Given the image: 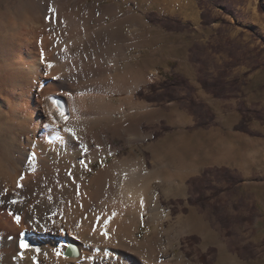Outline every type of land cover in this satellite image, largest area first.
<instances>
[{
  "label": "rangeland",
  "instance_id": "rangeland-1",
  "mask_svg": "<svg viewBox=\"0 0 264 264\" xmlns=\"http://www.w3.org/2000/svg\"><path fill=\"white\" fill-rule=\"evenodd\" d=\"M60 2H68V11L65 17L68 16L70 19L76 20L83 32L72 35L71 32H66L63 29L67 25V19L58 14V7L55 5L57 3L56 0H0V29L2 30L0 31V48L3 46L7 51L11 49L10 43L5 38L14 29L11 27H14L13 25H15L16 21L19 23L23 20L22 17L41 18L42 21L53 24L45 30L43 35V38H48V44L45 45L46 52L49 55L54 52H79L81 61L85 65L84 70L86 73V75H82L81 68H77L73 75L74 85L72 87L67 85L64 90L55 91V100L59 107L62 106L67 109V103L65 102L64 104V99L67 98L68 94H72L77 98L103 95L107 97L108 101L121 106L113 114V116H116L113 118L126 120L129 115H133V119L135 118L133 129L131 130L121 129L118 132L110 129L107 131L106 138L109 141L107 147L110 152L105 153L90 165L84 175V179L87 182L100 169L130 156H133L134 159L143 156L148 170L154 168L155 156L159 162L161 160V164L163 162V166L169 163L170 167L166 168L162 173L165 176H177L178 169L182 168L183 171V168H185L184 162L187 160L183 161V157L172 158L169 151L170 145L165 143L167 139L170 142L180 138V135L177 134H180L182 128L178 125L176 119L179 114L177 112L174 113L173 108L176 106L170 105L180 104L179 100L148 101V105L142 102L146 107L137 109L135 106L142 99L137 95L140 89L144 90L145 88L151 91V84L159 85L169 73L174 72L179 66H184L185 63L189 64V66L198 65L199 69L203 68L205 72L213 74L223 70L228 61L239 57L238 64L234 67L244 66L246 69L250 68L244 74L243 80L234 78L236 80L235 83L234 79L225 80L234 69V67H230L228 68L227 76L222 79L232 83L231 86L227 87L219 97L210 92L215 97L228 98L248 87L245 78L260 68L261 65H264V0H226L227 11L220 6H214L211 3L205 4V2L202 3L199 0H61ZM203 8L210 10L212 16H216L218 20L209 25H203L201 17ZM167 18L169 23L163 21ZM2 21L5 22V26ZM181 23H188V25L179 30L168 29V27H174ZM108 25L115 26L119 35L112 37L110 26L108 27ZM108 49L109 52L105 55L106 58H103ZM112 56L118 58L121 66L120 72L124 74V68L128 65H133V81L139 80L137 89L133 94H129L124 90V86L119 81L120 78H117L115 72L111 71L113 69ZM199 57L204 58L205 65L203 67L199 62L193 61V59ZM98 60H101L103 66L101 70L92 65ZM150 68L152 69L150 70ZM73 71H75V67ZM154 75H156L155 78L153 77ZM257 77L256 80L264 79V73ZM187 81L193 86L194 91L190 92L188 88H179L175 96L189 94L193 98L196 97L195 86L191 84L190 80ZM6 83L10 85V80H6ZM34 84L36 86V83ZM39 87L35 88L38 90ZM131 97H133V107H131L130 103L125 102V98ZM45 101L44 99L43 103H46ZM195 101L197 103L201 102H198L197 99ZM201 103H203L204 109L205 103L203 101ZM44 107L42 104V109ZM180 107L193 115L183 103L180 104ZM0 109L1 120L5 121L3 123L9 124L3 113L4 108L0 106ZM149 112L150 114H148ZM246 113L258 120H264V112L261 110L251 109ZM246 113H243V118L246 117ZM194 117L197 122L196 116ZM207 118L208 116H205L198 127H193L194 124L187 128L186 130L189 131V134L183 132L186 137L182 138V141L179 140L172 147L183 149L184 151L182 152L187 156L189 150L199 148L200 144L206 143V145L214 146L215 139L214 137L210 139V135L205 136V138L199 134L196 137H194L195 135L191 136V134L196 133L200 129H209L210 122ZM213 120L212 118L210 121ZM7 124H5L6 128ZM1 127L0 195H3L5 192L4 186L9 183V179L7 177L4 178L1 172L4 167H10V163H13L16 159V147L12 139L9 140L7 138L6 130L10 127L8 126L9 128L5 129L0 123V129ZM166 127H171V130H165ZM155 133H160L161 136L155 137ZM192 137H194L195 142L198 141L196 142L197 144L195 143L197 146L190 147L188 145L184 148L185 144L193 142ZM100 147L105 149L106 146L101 145ZM49 150L50 167L52 164H57L60 166L59 169H61L69 165L70 160L68 162V160L65 161L60 157L63 150H60L59 155L54 154V148ZM174 162H176L175 165ZM207 169H210V173L203 175ZM223 169H226V167H207L201 176L189 178H194L195 180L189 184V195L191 197L189 196L188 199L190 198L191 202L189 201V203L191 205H197L196 199L200 195L199 192H201V197H203L213 191L208 195L211 198L210 200L218 199L213 203L209 201L205 206L201 203L202 206L199 207L198 211L203 217L197 216L195 212H188V209L182 211L177 205L183 201L168 197L164 190L167 186H165V182L161 179L152 180L151 185L154 186L153 188L157 192L160 211L158 210V214L146 210L139 213V227L136 230V234L139 241L147 242L149 245L153 244V246L151 248L150 246H144L141 250L133 251L131 260L129 259L130 255L129 257L127 256L128 258H122L127 252L124 247L110 245L116 250V260H106L99 255L91 257L86 255L92 260L90 264H142L143 262V264H234L232 255L235 256L236 253L239 256L246 255L248 248L254 243L263 244L264 186L257 187V191H252V188L243 190L227 189L217 194L215 192L216 188L223 189L228 187V182L223 179ZM183 175H185L184 171ZM253 180L260 182L256 179ZM182 182L184 185L183 190H185L188 183L185 184L183 180ZM251 184L255 183L251 180ZM175 185L178 184L170 186L169 182L167 187ZM235 185L237 186V182H235ZM235 185L234 188H236ZM183 190L182 192H184ZM182 192L177 195L182 194ZM116 195L111 194L109 196L106 194L105 207L101 211L109 212L107 211L109 210L108 207ZM257 202L260 204V211L259 208L257 209ZM96 205L91 207L90 213L95 212L99 208V204ZM251 205L253 206L251 207L252 210L250 209L249 214H245L247 207ZM116 211L121 218L127 215V212L120 206ZM17 216H22V213L17 214ZM223 216H226L229 225L225 226ZM247 217L252 220L244 221ZM30 219L33 222L27 223L26 229L24 227L19 231L18 241L20 243L23 236L28 237L30 236L29 234L33 233L35 234L34 237H29L31 243L41 247L40 241L42 240L39 237L54 232L57 224L53 219L46 221L47 217L44 218L43 215L39 214L30 217ZM189 222H193V227ZM157 230H161L159 239L154 235ZM6 231L0 227V264H14L11 251L5 250ZM208 232L210 233L209 239L207 238ZM38 235L40 236L38 237ZM243 243L245 244L242 246ZM18 246L20 248L21 245L18 244ZM84 247L88 249L86 246ZM211 248L215 249L214 252L209 251ZM63 249L64 247L61 251ZM123 249L125 253H122V251L124 252ZM31 253V256L43 254L42 250L40 253ZM16 255L22 259L27 258L20 251ZM252 257H257V254L252 255ZM259 259L261 257L258 256V259H248L246 262L248 264H261L262 260ZM129 260L131 262H128ZM33 262L35 264H47L43 258L34 259Z\"/></svg>",
  "mask_w": 264,
  "mask_h": 264
},
{
  "label": "bare ground",
  "instance_id": "bare-ground-1",
  "mask_svg": "<svg viewBox=\"0 0 264 264\" xmlns=\"http://www.w3.org/2000/svg\"><path fill=\"white\" fill-rule=\"evenodd\" d=\"M56 1L58 14L67 19V25L63 29L71 32L72 35L83 32L76 20L65 17L69 1L66 3L60 2L61 0ZM22 19L20 18L19 23L16 21L17 24L14 22V27H11L14 29L10 28L12 31L5 38L10 43L11 49L7 51L3 46L0 48V106L4 108L3 113L9 124L3 123L5 121L1 118L0 123L5 129L11 128L6 130L7 138L12 139L16 147V159L10 163V167H4L1 172L4 178L9 179V183L4 186V194L0 195V227L4 231L7 230L5 250L11 251L14 264H35L33 260L38 258H43L47 264H90L92 260L86 255L90 257L99 255L106 260H116V250L110 245H117L124 247L127 251L125 253L123 249L122 253L126 256L121 257L128 258L130 255L129 259L132 260L133 251L141 250L144 246H150V248L153 246V244L139 241L136 234L139 227V213L146 210L158 214V210L160 211L158 195L151 181L161 179L165 182V186H169V182L170 186L178 184L164 188L168 196L177 195L184 187L182 180L185 178L183 175L185 169L183 168L182 171V168H179L177 176H165L162 173L170 167L169 163L163 166V162L161 164V160L159 162L154 155V168L148 170L143 156L137 159L130 156L100 169L87 182L84 175L90 165L105 153L110 152L107 147L109 142L106 138L107 131L110 129L118 132L121 129L131 130L135 118L133 119V115L126 117V120L113 118L115 116L113 114L121 106L108 101L103 95L77 98L68 94L64 99L67 109L59 107L55 100V91L64 90L67 85L70 87L74 85L73 75L77 68H81V74L86 75L81 55L79 52L71 53L70 51L54 52L49 55L45 46L48 44V38H43V35L45 30L53 24L44 22L41 18L35 19L29 16ZM2 24L4 25L5 22L2 21ZM109 29L112 37L119 35L115 26H110ZM108 52L109 49L103 58ZM101 60L92 63L93 67L101 70L103 67ZM111 61L113 65L111 71L120 78L119 81L124 86V90L133 94L139 82V80L133 81V65L126 66L124 74L120 72L118 58L112 56ZM74 67L75 71H73ZM153 77L155 78L156 75ZM6 80H10V85L6 83ZM38 86L40 87L37 90L35 87ZM44 99L46 103H43ZM54 100L56 103H53ZM125 102L130 103L131 107L134 106L133 97L125 98ZM140 103L141 107L145 105ZM42 104L45 110L42 109ZM61 112L67 119L61 116ZM49 124L54 127H47L46 125ZM65 128L73 129L79 139L71 137L70 133L64 131ZM183 134L185 133L177 134L180 135L179 139L170 142L167 139L165 143L170 145L169 151L172 158L183 157L184 161L186 159L185 153L182 152L184 150L172 147L186 137ZM196 142L193 139V142L185 144L184 148L188 145L195 147ZM101 145L106 146L105 149L101 148ZM50 148L55 149L53 152L56 155L63 150L60 157L68 162L70 160L69 167L59 169L60 166L57 164H52L50 167L48 157ZM33 153H35L34 158ZM1 163L2 158H0ZM195 163L191 162L186 166L191 168L193 173ZM106 194L116 195L108 207V213L101 211L105 207ZM96 204H99V208L90 213L91 207L97 206ZM119 206L127 212L124 218L119 217L116 211ZM20 213L22 216L17 221V214ZM36 214L47 217L46 221L53 219L57 224L56 230L51 234L38 235L42 240L41 247L31 243L29 237H34L33 233L29 234L30 236L27 235L28 237L23 236L19 243V231L27 223L33 222L29 218ZM190 224L193 227V222ZM156 232L154 235L159 239L161 230ZM209 236L208 232V239ZM70 243L79 247L80 256H64V250ZM18 244L21 245L20 248ZM23 244L28 246L24 247ZM41 250L43 254L31 256V252L40 253ZM19 251L27 258L17 257L16 253Z\"/></svg>",
  "mask_w": 264,
  "mask_h": 264
},
{
  "label": "crops",
  "instance_id": "crops-1",
  "mask_svg": "<svg viewBox=\"0 0 264 264\" xmlns=\"http://www.w3.org/2000/svg\"><path fill=\"white\" fill-rule=\"evenodd\" d=\"M197 66H189V64L185 63L184 66H179L174 72L169 73L167 77L162 79L171 80L173 76H177L176 80H190L191 84L196 88V97H194V99H197L198 102L203 101L205 103V107L204 109H201V111L208 116L207 119L210 122L209 129H200L196 133L191 134V136L195 135L194 137H196L199 134L205 138V136L210 135V139H213V137L215 139V143H213L214 146L203 143L201 146L199 145V148H194V150L188 151L186 156L187 161L185 162L184 168L185 178L183 181L186 184L190 177L201 176L202 172L207 167L224 166L226 167V172L233 177L232 179L234 182H237V186L235 185L236 188L232 187L233 190L252 188V191H257V187L264 186V120H258L255 117H251V115L246 112L251 109L264 112V79L256 80V78H258L257 76L264 73V65H261L260 68L253 71L247 76V78H245L248 87L243 89L242 92L234 94L228 98L215 97L212 93L203 88L202 83L199 82V76L200 80H206L207 76L204 74L205 70L203 68L199 69ZM151 69L152 68H150V70ZM249 70L250 68L246 69L244 66L234 67L231 75L225 80H233L234 78H236V80H243L242 78H244V74ZM217 75L218 72L211 74L210 80ZM143 91L144 93L150 92V90L145 88ZM140 102H144L148 105L146 99H141L137 102L139 103V106L137 105L135 108L142 109L146 107V105H142L141 107ZM180 104L178 103L177 105V103H175L170 105H173V107L176 106L173 108L174 113L177 112L179 114L176 119L178 125L182 128L180 133L186 132L189 134V131L186 129L193 126L196 120L193 115L189 114L184 109H181ZM210 113L214 115L213 121H210L212 119ZM243 113H246L243 123L244 128H239L238 126L243 118ZM245 128L249 129V131L245 130ZM191 162H196L193 166L194 173L191 172V169L186 167L187 164ZM251 180L255 184H251ZM186 186V191L182 192V194H170L168 197H173L174 200L181 199L183 202L177 206L182 211L188 209V212H195L197 216L203 217L198 211L199 207L202 206L201 203L197 205H191L189 203L188 197L190 196V186L189 184ZM212 192L213 191L208 193L207 196ZM217 200L218 199L214 198L210 201L213 203ZM252 205L247 207L248 210L246 209L245 214L250 213L252 210L251 207H253ZM256 205L257 209L259 208L260 211L259 202H257ZM244 244L245 243H243L242 246ZM263 249L264 243L259 244L256 242L248 248V253L246 255L239 256L238 253H236L235 256L232 255L233 263L248 264L246 262L248 259H258L259 256L261 257L259 260H262L261 264H264ZM256 254L257 257H252V255Z\"/></svg>",
  "mask_w": 264,
  "mask_h": 264
},
{
  "label": "trees",
  "instance_id": "trees-1",
  "mask_svg": "<svg viewBox=\"0 0 264 264\" xmlns=\"http://www.w3.org/2000/svg\"><path fill=\"white\" fill-rule=\"evenodd\" d=\"M200 2L205 4H213L214 6H220L222 7L225 11H227V3L226 0H199ZM201 17H202V24L203 25H209L215 21L218 20V18L216 16H212L211 11L203 8V11L201 13ZM166 23H169V19L167 18L166 20H163ZM187 24H177L174 27H168V29H183L185 27H187ZM234 57H236L235 55H233ZM194 62H199V64L203 67L205 65V61L204 58H195L193 59ZM239 61V57L233 58L232 60L227 62V65L223 68V70H221L220 72H218V75L214 78H212V80H210L211 74H209L208 72H204V74H206V80L205 79H201L200 82L202 83L203 87L209 91L212 92L215 96H221L222 93L227 89V87L231 86L232 83H228L226 82L224 79L225 76H227V71L228 68L230 67H234L235 65L238 64ZM177 76H173L171 80H164L162 81L159 85H156L155 83L151 84V91L149 93H144L142 89H140L137 92V95L139 97H141L142 99H146L149 102H162L165 99H167L168 101L171 100H179V102L183 105H185L186 108L189 109V111H191V113L196 116V118L198 119V121L195 123V125L193 127H198L200 125V122L203 120V118H205V116H207L206 114H203L201 109H203V103L199 102L197 103L195 101V99L192 96H189V94L183 95V96H175V94L178 92L179 88H188L190 92L194 91L193 86H191L189 84V82L187 80H176ZM236 82V80L234 81V83ZM185 102V103H184ZM210 117L214 118V115L212 113H210ZM243 123H244V118L241 120V122L239 123V128H244L243 127ZM171 130V127L168 128L166 127L165 130ZM245 130L249 131V129L245 128ZM155 137H160V133H155L154 135ZM223 179L225 181L228 182V187L226 188H219V189H215V192L217 194L221 193L222 191H226L227 189L230 190L232 189V187H234L235 182L233 181V177H231L226 171V169H223ZM207 173H210V169L205 170L203 175H206ZM205 177V176H203ZM192 181H195L194 178H191L187 181L188 184H191ZM200 195H198V198L196 199V204L202 203L203 206L207 205L210 201V197L209 196H203L201 197V192H199ZM191 197V196H190ZM189 201L191 202L190 198ZM223 221L225 222V226L229 225L227 223L228 219L226 218V216H223ZM252 219L250 217H247L244 219V221H251ZM195 239H197L195 237ZM214 248H211L209 251L214 252ZM207 264V263H205Z\"/></svg>",
  "mask_w": 264,
  "mask_h": 264
},
{
  "label": "water",
  "instance_id": "water-1",
  "mask_svg": "<svg viewBox=\"0 0 264 264\" xmlns=\"http://www.w3.org/2000/svg\"><path fill=\"white\" fill-rule=\"evenodd\" d=\"M64 255L68 257H78L80 256V249L76 244L70 243L65 248Z\"/></svg>",
  "mask_w": 264,
  "mask_h": 264
},
{
  "label": "snow or ice",
  "instance_id": "snow-or-ice-1",
  "mask_svg": "<svg viewBox=\"0 0 264 264\" xmlns=\"http://www.w3.org/2000/svg\"><path fill=\"white\" fill-rule=\"evenodd\" d=\"M53 103H56V101L54 100ZM61 116L64 117V119H67V117L64 115L63 112H61ZM46 126L49 127V128L54 127V125H52V124H49V125H46ZM64 131L70 133L71 137H73L75 139H79L76 136V133H75V131L73 129H71V128H65ZM32 155H33V158H34L35 157V153H33ZM17 221H19V217H17ZM22 246L27 247L28 245L27 244H23ZM37 251H39V249H37Z\"/></svg>",
  "mask_w": 264,
  "mask_h": 264
}]
</instances>
